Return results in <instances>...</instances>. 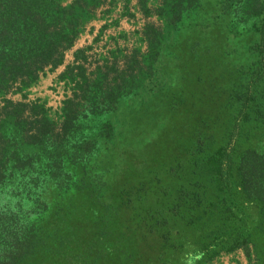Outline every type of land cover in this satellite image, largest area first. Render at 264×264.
<instances>
[{
  "label": "rangeland",
  "instance_id": "obj_1",
  "mask_svg": "<svg viewBox=\"0 0 264 264\" xmlns=\"http://www.w3.org/2000/svg\"><path fill=\"white\" fill-rule=\"evenodd\" d=\"M49 8L52 34L64 25L74 41L29 85L0 81V217L34 201L48 239L71 238L51 264H264L228 250L218 214L177 206L182 185L211 188L202 158L245 129L238 108L264 72V0Z\"/></svg>",
  "mask_w": 264,
  "mask_h": 264
},
{
  "label": "trees",
  "instance_id": "obj_2",
  "mask_svg": "<svg viewBox=\"0 0 264 264\" xmlns=\"http://www.w3.org/2000/svg\"><path fill=\"white\" fill-rule=\"evenodd\" d=\"M50 1L0 0V81H19L20 86H27L44 68H53L62 62L63 52L72 45L75 32H66L67 28L60 25L56 36L52 34L51 26L45 23L50 18L46 17ZM62 11L67 13L65 8ZM74 12L72 7L70 14ZM263 73L254 83L253 90L246 86L245 100L238 108L244 116L243 132L201 160L200 171L211 178V188L182 185L181 200L177 205L179 211L197 208L212 219L218 214L229 228L223 235L228 250L244 249L249 261L251 253L264 255ZM42 124L47 126V120L44 119ZM242 138L245 144L237 150ZM28 167L29 173L34 172L35 168ZM42 168L40 166L39 170ZM26 184L29 192L36 185L34 177H30ZM205 194L209 199L206 204ZM201 205L207 206L199 209ZM208 208L211 213H205ZM1 215L0 264H51V258L64 257L67 253L71 238L58 235V243L51 242L42 230L44 218L34 207V201L26 208L19 200ZM206 227L211 229L212 224L209 222ZM49 253L55 254L51 256Z\"/></svg>",
  "mask_w": 264,
  "mask_h": 264
}]
</instances>
